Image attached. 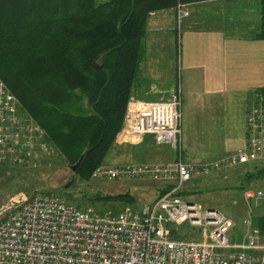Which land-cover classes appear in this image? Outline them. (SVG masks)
<instances>
[{"label":"built area","instance_id":"2783aa9c","mask_svg":"<svg viewBox=\"0 0 264 264\" xmlns=\"http://www.w3.org/2000/svg\"><path fill=\"white\" fill-rule=\"evenodd\" d=\"M178 22L190 14L187 3L176 5ZM247 113L243 148L203 163L181 158L167 163L98 166L93 179H152L174 186L139 209L118 213L82 209L53 194L12 198L0 205V264H264V238L254 226L252 203L264 201V191L249 188L245 234L231 242L235 221L223 211L190 200L184 189L194 180L239 165H264V102ZM182 90L169 99L146 102L131 96L117 143L154 142L181 151ZM44 128L26 115L18 97L0 77V162L40 165V152L50 153ZM172 184V185H173ZM203 228L202 239L183 238L178 226ZM197 234V233H196ZM260 252V253H257Z\"/></svg>","mask_w":264,"mask_h":264},{"label":"trees","instance_id":"16d2710c","mask_svg":"<svg viewBox=\"0 0 264 264\" xmlns=\"http://www.w3.org/2000/svg\"><path fill=\"white\" fill-rule=\"evenodd\" d=\"M178 1L0 0V77L46 132L50 153L39 151L41 163L57 152L71 165L81 160L82 180L103 164L136 97L148 14ZM93 199L135 202L129 192ZM253 223L264 238V211Z\"/></svg>","mask_w":264,"mask_h":264},{"label":"crops","instance_id":"0c3cea01","mask_svg":"<svg viewBox=\"0 0 264 264\" xmlns=\"http://www.w3.org/2000/svg\"><path fill=\"white\" fill-rule=\"evenodd\" d=\"M181 1L190 10L181 23L176 6L149 12L132 92L166 100L180 84L181 151L160 145V159L210 162L245 146L247 113L258 94L264 102V0ZM263 167L239 165L186 188L219 180L264 191Z\"/></svg>","mask_w":264,"mask_h":264},{"label":"rangeland","instance_id":"374dc122","mask_svg":"<svg viewBox=\"0 0 264 264\" xmlns=\"http://www.w3.org/2000/svg\"><path fill=\"white\" fill-rule=\"evenodd\" d=\"M181 3L184 2L181 1ZM162 148L156 145L151 135H147L143 142L139 144L122 143L119 145L117 143L112 147L101 165L120 166L130 163L171 162V159H160ZM49 161L41 163L40 160L41 165L35 168L19 169L9 162L3 165L0 168V205L7 203L12 198H30L38 194H53L82 209H94L102 213L107 211L118 213L126 206L139 209L143 204L151 203L157 199L162 191L170 190L174 186L173 183L146 178L98 180L90 177L88 180H82L77 177L78 173L72 169L73 165L68 163L60 152L54 153ZM206 183L202 182L198 186L200 190L197 191L193 187L184 189L185 195L192 200L202 202L208 207L219 209L231 217L236 225L228 236L231 242L241 241L246 231L244 219L249 212V207L243 199L244 190L236 183L221 184L219 180H216L214 186L209 181ZM253 183L254 181H243L240 186H252ZM125 192H129L135 197L133 204L93 199L99 194L117 195ZM262 204L263 202L259 204L252 203L253 215L262 213ZM178 228L182 234H185L183 238H194L196 240L203 238V235H198L199 233L202 234L203 228L190 229L188 223L180 225Z\"/></svg>","mask_w":264,"mask_h":264},{"label":"water","instance_id":"95a60500","mask_svg":"<svg viewBox=\"0 0 264 264\" xmlns=\"http://www.w3.org/2000/svg\"><path fill=\"white\" fill-rule=\"evenodd\" d=\"M80 168H81V160H79L76 164H74V165L72 166V169H73L76 173L79 172ZM189 199H190V198H189ZM190 200L192 201V199H190ZM209 208H213V207H209Z\"/></svg>","mask_w":264,"mask_h":264}]
</instances>
